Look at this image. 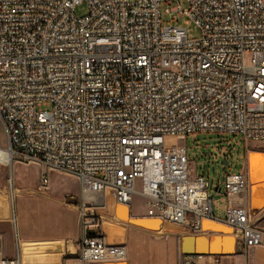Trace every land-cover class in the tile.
<instances>
[{"label": "built area", "instance_id": "1", "mask_svg": "<svg viewBox=\"0 0 264 264\" xmlns=\"http://www.w3.org/2000/svg\"><path fill=\"white\" fill-rule=\"evenodd\" d=\"M184 1L185 9L179 0H0L6 149L77 180L73 264L126 256L123 244L89 232L106 190L123 205L141 196L150 218L186 233L211 221L229 227L243 250L264 246L245 172L215 186L225 204L219 219L186 147L166 143L200 132L264 142V0ZM171 2L165 11L186 16L199 38L162 26L161 5ZM82 3L87 13L77 16ZM47 184L42 172L40 191ZM0 264H22L21 252Z\"/></svg>", "mask_w": 264, "mask_h": 264}, {"label": "crops", "instance_id": "2", "mask_svg": "<svg viewBox=\"0 0 264 264\" xmlns=\"http://www.w3.org/2000/svg\"><path fill=\"white\" fill-rule=\"evenodd\" d=\"M246 168L248 203L252 211H259L261 217L258 225L264 227V205L261 208L253 206L252 199V186L260 182L250 178L248 161ZM18 192L20 194L12 202L7 197L0 198V259L15 257L17 251H20L22 264H27L26 262L73 264L81 236L79 213L75 205L79 196V186L75 196L66 198L61 195L55 199L62 206L61 210L36 209L29 204H21L17 210L16 199L40 194L38 191L31 190H26V195L21 194L20 190ZM68 192L70 191L65 193ZM261 193L262 191H258L255 194L256 201ZM102 198L103 205L97 209V223L89 229V232L99 233L109 244H123L126 256L122 261L90 264H187L186 262L190 260L195 261L196 264H215V258L218 259V264H264V246L244 249L245 255L243 252L229 256L184 255L181 249V238L188 233L184 232L180 226L159 220L154 221L156 222L155 230H149L128 221L130 218L150 219L141 196L138 197L142 201L140 205L135 201L137 198L135 195L129 205L120 204L109 190L103 192ZM213 208L215 214V205ZM201 233L208 235L210 239L228 233L235 240L231 235V229L222 223L205 221ZM68 241H72L69 246Z\"/></svg>", "mask_w": 264, "mask_h": 264}, {"label": "rangeland", "instance_id": "3", "mask_svg": "<svg viewBox=\"0 0 264 264\" xmlns=\"http://www.w3.org/2000/svg\"><path fill=\"white\" fill-rule=\"evenodd\" d=\"M179 2L181 3V9H185L187 6L185 1L179 0ZM174 5V2H171L170 5L162 3L160 9L162 26L176 25L186 30L189 39L199 38V29L192 22L186 23V16L181 13H167L165 11V9ZM86 13L87 6L85 3L75 7V14L77 16H83ZM174 16L177 17V20L172 19ZM166 143L173 147L180 145L186 147L188 162L193 169L192 171L196 174H203L209 181L212 189L211 194L214 198L215 215L219 219L223 218L222 208L225 204L222 193L215 191V186H222L226 177L230 174H235L240 171H244L246 174L247 158L250 152H264V142L256 143L245 141L239 135L226 133L200 132L188 136H173L167 137ZM0 147H7V134L1 120ZM42 172H45L48 176V184L45 188L46 192H41V188L38 187ZM252 175L254 181L264 177V167L259 172L252 171ZM77 189L78 182L73 175L56 169H48L35 162L19 158L15 155L12 156L10 163L0 164V198L4 196V198L7 197L12 202L13 199L20 194L18 190L22 191L21 194L25 195L27 194L25 193L26 190L40 192L38 195L16 199L15 204L17 210L18 206L21 204H29V206L36 209L46 208L61 210L62 206L58 204L55 199L61 195L66 198L73 197ZM67 191L70 192L65 193ZM43 193H45V195H43ZM263 196L264 191H262L257 198V202H259ZM135 197H137L135 201H137L139 205L142 204V201L138 198L139 195H135ZM24 199H26V201ZM253 206H256V204L253 203ZM225 244V251H231L229 250V244ZM13 250H15V248ZM242 252L243 249L235 254L239 255ZM243 255H245V252H243ZM249 256L248 254V257ZM26 263L31 264L33 262Z\"/></svg>", "mask_w": 264, "mask_h": 264}, {"label": "water", "instance_id": "4", "mask_svg": "<svg viewBox=\"0 0 264 264\" xmlns=\"http://www.w3.org/2000/svg\"><path fill=\"white\" fill-rule=\"evenodd\" d=\"M261 154H264L262 151ZM249 159V158H248ZM249 165V162H248ZM128 221L134 225L142 226L149 230H155L156 227L154 221H159V218H140V219H128ZM203 225V224H202ZM229 244V252L225 251L226 244ZM72 241H68L67 245H71ZM181 249L184 255L195 256H229L236 252H240L242 249L241 243L233 240V237L228 233L223 236H214L212 239L204 233H188L181 238Z\"/></svg>", "mask_w": 264, "mask_h": 264}, {"label": "bare ground", "instance_id": "5", "mask_svg": "<svg viewBox=\"0 0 264 264\" xmlns=\"http://www.w3.org/2000/svg\"><path fill=\"white\" fill-rule=\"evenodd\" d=\"M259 153L261 152H253V153L250 152L248 155L249 159L247 158V161L249 162L248 170H250V178L252 180H254L252 171L259 172L264 167V154H259ZM12 156L13 155L10 151H8L6 148L0 147V164L10 163ZM257 181H259L260 183H257L256 185L252 186V199H253V203H255L258 208H261L264 205V196L259 202H257L255 200V194L258 191H264V177L258 179ZM159 220L162 219L159 218Z\"/></svg>", "mask_w": 264, "mask_h": 264}]
</instances>
